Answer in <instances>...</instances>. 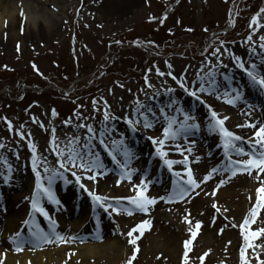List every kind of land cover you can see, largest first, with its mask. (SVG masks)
I'll list each match as a JSON object with an SVG mask.
<instances>
[{
	"label": "rangeland",
	"instance_id": "obj_1",
	"mask_svg": "<svg viewBox=\"0 0 264 264\" xmlns=\"http://www.w3.org/2000/svg\"><path fill=\"white\" fill-rule=\"evenodd\" d=\"M28 1L31 10L41 9L37 12V19H42L44 14L54 13L63 22L60 23L59 32L57 30L55 34L42 36L39 41L29 44L15 43L14 38L9 41L11 32L2 29L1 36L0 31V143L5 145L0 148V157L12 165L7 183L0 176V221L9 218L6 211L12 204L13 211L19 212V218L14 216L16 214L11 216L16 217V221H10L14 224L10 231L4 235L5 232H1L3 229H0V252H12L16 255L38 249L32 246L33 237L29 227L35 230L39 225L46 232L52 231L48 221L39 213L35 214V223H23L29 218L30 198L35 188L33 153L28 146L29 139L36 145V156L44 157L47 166L55 168L57 157L51 151L49 142L55 137V142L64 146L68 140L80 136L82 144L87 129L78 127L80 124L92 125L98 134L104 124L110 123L105 134V142L109 144L112 140L123 139L126 145L128 140L132 142L138 138L160 137L165 124L164 116L177 117V106L168 108L167 104L161 114L163 105H158L156 98L177 90L188 98L191 96L177 84L173 76L191 88L198 71L207 70L208 61L215 59L218 62L217 56L220 61H226L227 54L233 52L231 49L234 48V55L244 60L240 53L251 46L259 47L262 43L259 38L264 36L263 22L255 31L249 27L253 15L264 13L260 12L264 8V0H137V4L118 2L113 12L119 18L117 25L113 21L102 20L99 13L92 12L88 0ZM132 4L133 11H128ZM249 35L252 36V41L247 39ZM221 41L224 42L223 45ZM217 48L224 54L217 53V56H213L212 53ZM224 49H228V52L225 53ZM120 57L123 58V63L117 61ZM229 60L233 62L231 56ZM251 63L255 61H246L245 66ZM169 72L172 73L171 76L168 75ZM108 73L109 76L105 78ZM137 101L146 109H151V112L141 109L146 112L150 121L155 123V118L159 115L161 122L155 125L156 129H145L142 123L136 125V131L130 128L125 117L142 120V117L133 114V109L139 107ZM205 104L209 105L207 102ZM53 109L57 113L55 116L52 115ZM105 111L115 119L104 121ZM4 117L12 122V131L8 130ZM18 132H22L24 138ZM149 142L155 151L156 146L151 140ZM172 142L166 141V147L169 148ZM177 142L178 140L174 141ZM92 143L95 145L93 150L99 156L105 152L112 162L108 177L114 184L111 189L102 190V194L107 197L135 196L124 185L127 182L124 179H121L119 185L116 184V180L120 178V169L108 155V151L98 140H93ZM209 148H205L207 153H210ZM233 159L240 157L233 155ZM153 161L147 168L131 161L130 166L135 169L131 175L136 178L144 175L145 180L148 174L158 175L163 161L159 156ZM211 162L215 163V159ZM38 170L44 174L42 163L38 165ZM0 171H6L3 163H0ZM65 176L70 183L56 179L52 185L60 203L55 205L46 199L42 201L49 216L56 221L55 231L63 237L73 238L81 230L87 231L92 226L97 229L111 226L113 236L125 240L120 248L126 253L130 247L126 233L132 228L134 219L123 211L114 214L111 208L105 212L99 204L94 206L92 198L85 191L81 189L78 195L72 188L75 178L70 173H65ZM81 182H84L83 179ZM86 182L85 185L91 188L92 183ZM112 203L115 205V201ZM66 206H71L75 214L62 219L58 213ZM80 210H85L86 213L80 214ZM160 212H163L164 219L170 214L164 209ZM150 214L151 212H136V215L148 220L151 218ZM92 215L97 217L93 219ZM17 232L21 233L24 240L21 251H15L8 240L9 236ZM98 236L101 237L102 234ZM74 239L71 242H60L52 237L50 246L64 243L67 249H73L80 248L81 245L78 244L84 245ZM106 242L93 245L97 249L105 248ZM235 255L234 258L224 260L223 264H240V255ZM246 257L250 264H257L256 254L250 253ZM106 259L100 264H125L126 260L113 262ZM176 261L182 264L183 254ZM195 263L190 258L189 264ZM133 264L145 262L141 257L135 259Z\"/></svg>",
	"mask_w": 264,
	"mask_h": 264
},
{
	"label": "bare ground",
	"instance_id": "obj_2",
	"mask_svg": "<svg viewBox=\"0 0 264 264\" xmlns=\"http://www.w3.org/2000/svg\"><path fill=\"white\" fill-rule=\"evenodd\" d=\"M89 1L92 6V12L99 13L98 16H100L102 20L113 21L112 23L115 25L119 24V22H117L119 19L118 16L113 13L118 6L117 4H119L118 2L137 4V0H88V2ZM134 4L129 5L128 11H133ZM40 10L41 9L31 10L28 0H0L1 36L2 29H5V31L11 32L8 36L9 41H12L14 38L15 43L29 44L32 41H39L42 36L46 37L55 34L57 30L59 32L60 23L63 21L58 19V16L54 13L48 15L44 14L42 19H37L36 15ZM258 19L260 22L264 23V13H261ZM251 48L252 46L244 49V51L240 53L244 58V60L242 59L243 62L246 64V61L254 60L258 70L264 72V50L260 47H254L256 51L252 52L250 50ZM231 50L233 52H230V54L228 53L227 60H223L222 63L215 62V59H211L210 62L208 61V64H206L207 70L203 67L204 70L198 71L196 80L191 84V88L199 87L201 81L198 77H205V83L207 84V77L205 74L211 68L216 81V93L220 94L221 97L224 92H229V95H232V89H239L241 91L242 98L234 105L226 103L223 98L218 99L215 94H199L202 96V99L209 103V105L221 116H228V120L225 121V126L246 139V141L242 140L237 143L248 150V139H254V137H252L253 129L248 127H237V125H243L246 120H264V91L253 87L244 71L238 68L234 62H230L229 58L231 54L235 53V48ZM119 60L124 61L121 57L118 58L117 61ZM214 62L219 64H215ZM214 65L215 67H213ZM108 76L109 73L106 74L105 78ZM225 77H227V79ZM181 94L182 93L178 90L175 93L170 92V94L167 95L162 94V96L159 95L156 98V102L159 103L158 105H163L161 109H165L167 104H172L173 100H176L177 102H175L174 105L193 116L199 127L197 130H191L186 136L179 138L177 143L173 141L168 147L171 149L172 145L179 144L185 149V154L189 159V167L192 169L194 176L198 179H202L203 175L206 174L210 168L219 167L221 171H217L209 180L199 184V186L193 190L198 193L196 195L189 193L188 197L177 202L158 199L154 204L149 206L150 210L148 212H151V218L149 219L150 226L144 230L140 239L137 241L139 252L137 253L136 260L142 257L145 264H180L176 260H179L185 251L184 242L192 239L189 257L196 262L195 264H201L198 257L209 249L211 251L208 252V255L204 258L203 264H223L224 260L234 258L236 253L240 255V250L244 247V238L240 225L243 223L249 209L256 200V189L259 186V181L254 180L253 177L249 176L247 173H237L235 176H231V173L222 170L227 166V158L224 155L219 134L210 133L207 130V122L210 118L208 106L192 96L188 98ZM143 110H146V107ZM176 113L177 118L182 120L183 117L178 112ZM158 116L155 118L156 124L151 121L153 126L149 129H156L155 125L161 122ZM105 125L110 128V123L104 124L102 128ZM111 127L113 128L114 125L112 124ZM149 140V138H138L133 139L132 142L128 140L126 144L133 153V159L131 161H134L137 165L140 164L144 168L149 167L152 162H154L153 159H157V155H155V151ZM186 140L193 142L191 145V152L187 151L189 145L185 143ZM207 146L210 147V153L206 152L205 148ZM104 153L102 156H99L104 168L107 169L104 175L97 176L95 183L87 179H83L84 182H82L86 184V181H90L92 187L88 188L94 189L98 195L102 196H105L102 194V190L111 189L114 184L110 180V177H108L112 162L107 154ZM117 156L118 159H121L119 154H117ZM197 156L199 160H196ZM180 157H182L181 153L173 150L168 151L169 159L179 161ZM213 159H215V163L211 162ZM161 164L162 167L158 175L153 176L152 173L148 174L149 176L146 181H149V183L147 184V190L145 192L148 196H166L172 188V180L175 177L163 162H161ZM183 167L184 166L179 163L173 165V169L177 171L181 170ZM181 175L186 174L181 172ZM226 177L230 178L226 179V182L219 188H216L219 181ZM124 180L127 181L124 185H127L130 192L135 195L136 192L132 185L138 184L139 178L131 175L130 180ZM72 188H74L79 195L81 192L79 186L74 183ZM213 189H215V195L211 194ZM205 193H208V195H205ZM118 196L124 197L123 195ZM78 197L79 196H77V198ZM249 197L252 199L250 200ZM76 200L78 201L79 199ZM213 203L220 208V212H217L216 209L213 208ZM119 206L123 208L129 206V203L126 200H121ZM9 207L10 209L6 211V215H8L9 218L3 219L2 222L0 221V229H3L1 231L2 234L5 232L4 235L8 230L10 231L11 228H13L14 224L10 221L12 219L16 221L15 218H19V212H15L12 209L14 204ZM162 209L170 213L165 216V219L162 218L163 212H160ZM224 209H227V211H224ZM80 211V214L85 212V210ZM136 212L137 211L133 212L134 216L129 215L134 219L131 227L139 221L144 220L143 216L136 215ZM115 213L116 212H114V214ZM73 214H75V212L71 206H66L63 208V211L60 209L58 216L64 219ZM261 214L264 215V209L261 210ZM12 215L16 217H11ZM186 215L193 225L196 220L202 221L195 238H192L191 233L188 231L189 225L184 220ZM96 217V215H92L93 219ZM213 217H215L214 222ZM225 217L227 219H225ZM66 222H68V220ZM257 224H259V218ZM257 224H253L251 227L256 228ZM260 226H264V224H260ZM220 229H223V231H220ZM99 234H102V236L99 239H95ZM73 239L76 240V242H83L84 245L78 244L81 245L79 246L80 248L67 249V245L64 243L58 246H50V243H44L33 252L24 251L20 255H16L12 252L4 253L6 255L3 256L2 264H39L40 262L41 264H87L89 262L92 264H100L105 258L113 262L117 260H127L132 253V245L126 250V253L121 250L120 245L124 243L125 240L119 236H113L111 226L110 228L106 226L105 228L102 227L98 229L92 226L91 229L87 231L83 232L81 230V232H78ZM105 240L107 241L105 248L97 249L95 245H93L95 243L98 246L97 243ZM66 241H68V237H64V242ZM89 243L92 244L90 245ZM32 244L37 245L34 242V238L32 239ZM257 244L261 245V247L256 248L255 245ZM253 245L255 250L246 249L245 256H248L250 253L256 255L258 253L259 257L264 258V251L261 250V248H264V235L254 240Z\"/></svg>",
	"mask_w": 264,
	"mask_h": 264
},
{
	"label": "snow or ice",
	"instance_id": "obj_3",
	"mask_svg": "<svg viewBox=\"0 0 264 264\" xmlns=\"http://www.w3.org/2000/svg\"><path fill=\"white\" fill-rule=\"evenodd\" d=\"M260 12H264V8L260 9ZM259 15L260 13H257L251 17L249 27L253 28V31L261 26V22L258 19ZM150 19H154V17H150ZM247 39L252 41V36L249 35ZM259 39L262 41L259 47L264 50V36H261ZM223 43L224 42L221 41V45H223ZM17 49L19 50V46H17ZM250 50L252 52L256 51L254 47H252ZM224 52H228V49H224ZM217 53H220L221 55L224 54L221 53L219 48H217L212 53V55L217 56ZM231 58L235 65L244 71L251 85L260 89L261 91H264V72L259 71L255 63H251L246 67L240 56L231 54ZM217 60L218 62L222 63V61L219 60V56H217ZM33 67H36L35 64H33ZM213 67H215V65ZM157 71L159 70L157 69ZM160 75H163V73H160ZM168 75L171 76L172 73L169 72ZM205 75L207 77V84L205 83V77H198L201 83L197 88H189L175 76L172 78L176 80L177 84H179L181 88H183L197 100H200L201 103L206 102L200 95H198V93L215 94L217 95L218 99L223 98L224 101L230 105H234L237 101L241 100L242 93L239 89H232V95H229V92H224L222 97L220 94L216 93V81L211 68ZM225 78L227 79V77ZM137 103L139 107L133 109V114H135L137 117H142V120L139 118L133 120L131 117H125L127 123L133 131H136V125L141 123L143 128H151L153 123L149 120L146 112L141 110L144 109L145 106L140 104L139 101H137ZM174 104L175 101H173L172 104H169L168 108H172ZM105 106L107 107L106 102ZM208 108L210 111V118L207 122V130L210 133L219 134L221 146L223 148L224 155L227 158V166L222 170L224 172L231 173V176H235L237 173H247L249 176L253 177L254 180L259 181V186L256 189V200L253 203V206L249 209L247 216L243 220V223L240 225L244 238V247L240 250V264H250V261L245 256V251L246 249L255 250L253 241L264 235V226H260V224H264V215L261 214V210L264 209V120H246L243 125H237V127H248L253 129L252 137H254V139H248L247 143L249 145V149L246 150L243 146L237 143L244 140L245 138L237 135L235 132L229 130L225 126V121L228 120V116H221L217 111L212 109L211 105H208ZM146 111L151 112V109L147 108ZM176 112H178L183 117L182 120L172 115L164 116L165 124L161 130L162 135L160 137H148L153 145L156 146L155 154L161 158L168 170L172 172L173 176L175 177L172 180V188L166 196L152 197L146 195L145 192L147 190V184L149 181L145 180L144 175H140L138 184L132 185L136 195L127 197H107L98 195L94 189H89L84 183L81 182L82 179H87L95 183L97 176H103L105 171H107L100 160L99 153L93 150L95 148V145L92 143L93 140L99 141V144L108 151V155L111 156L113 162L120 169V178L116 180L117 185L120 184L121 179L130 180L131 174L135 171V169L130 166L131 160L133 159V153L124 144L123 139L112 140L111 144L105 142V134L108 131L106 125L99 131L98 134L90 124L78 125V127L87 129L86 133L84 134V142L82 144L80 143L82 139L80 136H75L68 140L64 146L56 143L55 137H53L49 143L52 146L51 151L57 157V167L55 168H49L44 157L38 158L36 156V145L32 143L31 139H29L28 146L33 153L32 170L35 173V188L30 198L31 211L29 212V218L24 220L23 223L25 225H31L35 223V214L39 213L40 215L44 216V218L48 221L49 228L52 229V231L46 232L43 228H40L39 225L36 226L35 230L29 227V232L31 237L34 238V242L37 245L51 243L52 237H55L56 241L64 242V237L61 235V233L55 231V219L49 216L48 211L43 206L42 201L46 199L49 203L55 205L60 203V201L56 198L52 185L56 179H63L66 183H70L71 181H68L65 173H70L71 176L75 178L74 183L78 185L80 189L87 192L92 198L93 205L95 206L99 204L105 212L111 208L112 212L119 213L120 211H123L127 215H132V213L135 211L147 213L150 210L149 206L154 204L158 199L167 201L184 200L185 197L189 196V193H192L193 195L198 194L193 190L196 189L199 184L209 180L214 173L221 171V168H210L208 172L203 175L202 179H198L194 176L192 169L189 167V159L185 154V149L179 144L172 145L171 149L166 147V141H176L179 138L186 136L189 131L197 130L199 127L195 121V118L188 112L183 111V109L179 107L176 108ZM163 113L164 109L162 108L161 114ZM56 114L57 113L55 109H53L52 115L55 116ZM154 115L155 114H153V116ZM3 119L7 123L8 130L12 131V122L9 121L7 117H4ZM110 119H115V117H111L109 113L105 111L104 121H108ZM65 123H69V121H65ZM41 127H43L42 124ZM18 134L21 136V138H24V134L22 132H18ZM185 143L189 145L187 151L191 152V145L193 142L186 140ZM4 147L5 145L0 143V148ZM169 150L181 153L182 159L179 161L169 159ZM117 154H119L121 159L117 158ZM233 155L245 158L233 159ZM196 160H199L198 156L196 157ZM0 163H3L6 169V171H0V176H2L4 182L7 183L12 171V165L8 163V161L3 157H0ZM41 163L43 164V175L38 170V165ZM176 163L182 164L184 167L179 171L174 170L173 165ZM181 172L185 173L186 175H181ZM228 178L230 177L221 179L216 185V188H219L222 184H224ZM211 194L215 195V189H213ZM205 195H208V193H205ZM25 199H29V197H25ZM249 199L251 200L252 198L249 197ZM121 200L129 201V206L121 208L119 206ZM112 201H115V205L112 203ZM212 206L217 212H220V208H218L215 203H213ZM224 211H227V209H224ZM109 215H111V213H109ZM258 218L259 224H257ZM225 219L227 218L225 217ZM184 220L189 225L188 231L191 233L192 238H195L197 232L200 229L202 221L196 220L195 224L193 225L187 215L184 217ZM214 221L215 217H213V222ZM253 224H257V227L252 228L251 225ZM149 226L150 221L148 219H144L136 223L131 229L127 231L126 236L128 237V244L132 245V253L131 256L126 260L125 264H133L137 253L139 252V245L137 244V241L140 239V236L143 234L144 230ZM220 231H223V229H220ZM96 238L99 239L100 237L97 236ZM72 239V237H69L68 242H71ZM8 240L13 244L15 251L22 250L24 240L20 232L9 236ZM191 246L192 239L186 240L184 242L185 251L183 253L182 264H189V252L191 251ZM255 247L260 248L261 245L257 244ZM261 250L264 251V248H261ZM210 251L211 250L209 249L198 257L201 264H203L204 258ZM3 256L4 253L0 252V264H2ZM256 260L257 264H264V259H260L258 253L256 255Z\"/></svg>",
	"mask_w": 264,
	"mask_h": 264
}]
</instances>
